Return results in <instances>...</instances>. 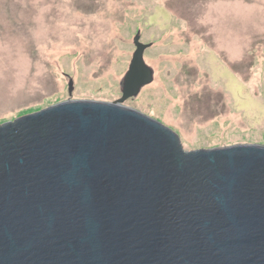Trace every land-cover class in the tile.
I'll return each mask as SVG.
<instances>
[{
  "label": "water",
  "instance_id": "water-1",
  "mask_svg": "<svg viewBox=\"0 0 264 264\" xmlns=\"http://www.w3.org/2000/svg\"><path fill=\"white\" fill-rule=\"evenodd\" d=\"M134 43L116 102L0 124V264H264V145L186 150L124 106L152 80Z\"/></svg>",
  "mask_w": 264,
  "mask_h": 264
},
{
  "label": "rangeland",
  "instance_id": "rangeland-1",
  "mask_svg": "<svg viewBox=\"0 0 264 264\" xmlns=\"http://www.w3.org/2000/svg\"><path fill=\"white\" fill-rule=\"evenodd\" d=\"M137 35L152 80L124 106L186 150L264 145V0H0V124L116 102Z\"/></svg>",
  "mask_w": 264,
  "mask_h": 264
}]
</instances>
